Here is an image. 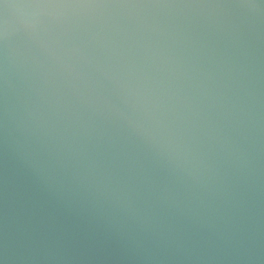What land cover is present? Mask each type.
<instances>
[{
  "label": "water",
  "instance_id": "obj_1",
  "mask_svg": "<svg viewBox=\"0 0 264 264\" xmlns=\"http://www.w3.org/2000/svg\"><path fill=\"white\" fill-rule=\"evenodd\" d=\"M0 264H264V0H0Z\"/></svg>",
  "mask_w": 264,
  "mask_h": 264
}]
</instances>
